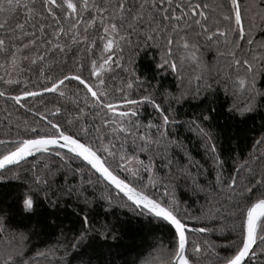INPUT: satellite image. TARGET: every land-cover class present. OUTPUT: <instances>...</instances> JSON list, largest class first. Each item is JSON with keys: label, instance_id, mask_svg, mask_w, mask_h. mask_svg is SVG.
Instances as JSON below:
<instances>
[{"label": "snow or ice", "instance_id": "1", "mask_svg": "<svg viewBox=\"0 0 264 264\" xmlns=\"http://www.w3.org/2000/svg\"><path fill=\"white\" fill-rule=\"evenodd\" d=\"M0 101V264H264V0H0Z\"/></svg>", "mask_w": 264, "mask_h": 264}, {"label": "trees", "instance_id": "2", "mask_svg": "<svg viewBox=\"0 0 264 264\" xmlns=\"http://www.w3.org/2000/svg\"><path fill=\"white\" fill-rule=\"evenodd\" d=\"M212 53L206 54V60H211ZM142 71H146L149 75H151V68H150V60L149 58H144L142 61ZM169 81L171 77L168 78ZM219 99L221 101L227 99L223 93H220ZM2 103V101H0ZM191 111V110H189ZM17 113H14L12 119L15 120V116ZM147 115V112L145 113ZM4 113L0 111V120H3ZM256 124H259V120L257 119ZM253 129V122L248 121L246 124L240 123L239 120H230L221 118L220 120V127L217 131H221V139H220V146L222 148H229L231 145L236 144L237 142L240 144L241 149L246 153L248 148L251 145L252 137L257 135V132L252 130ZM2 131V129H0ZM235 137V139L231 140V143L227 139V137ZM16 182H12L7 188H0V192H17L19 188L15 186ZM50 210L41 209L38 213V216L35 218L39 220L42 224H47V212ZM60 218L65 221L66 225L71 226L72 224V217L70 214H61ZM19 222L20 218H16ZM50 231V230H49ZM122 238L118 241L120 247L113 248L111 251V256L107 257L109 259H115L116 264H124L126 259H134L139 253H143L144 257H154L156 254L154 251L148 248L147 244L144 243L147 240L148 243H151L154 237L148 235V230L144 229L143 226L138 224L135 220L130 222H126L122 229ZM159 235V234H158Z\"/></svg>", "mask_w": 264, "mask_h": 264}]
</instances>
